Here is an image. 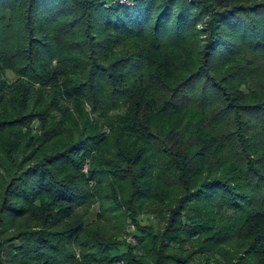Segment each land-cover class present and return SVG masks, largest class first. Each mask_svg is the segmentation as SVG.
I'll use <instances>...</instances> for the list:
<instances>
[{
	"label": "trees",
	"instance_id": "16d2710c",
	"mask_svg": "<svg viewBox=\"0 0 264 264\" xmlns=\"http://www.w3.org/2000/svg\"><path fill=\"white\" fill-rule=\"evenodd\" d=\"M130 1L0 0V264H264V90L213 75L264 4Z\"/></svg>",
	"mask_w": 264,
	"mask_h": 264
},
{
	"label": "rangeland",
	"instance_id": "374dc122",
	"mask_svg": "<svg viewBox=\"0 0 264 264\" xmlns=\"http://www.w3.org/2000/svg\"><path fill=\"white\" fill-rule=\"evenodd\" d=\"M237 1H239V3H241V4H243V3L255 4L258 6L264 4V0H237ZM14 25H15V23H14ZM194 30L196 31V33L193 35L194 37L193 38L190 37V39H187V40L189 42H191L193 45L195 44V42H197V43L200 42V44H201L200 46H202L203 44H206V43H204V41H208L210 33L206 27L205 21L203 20V21H200L199 23H197V26ZM262 43H264V42H262ZM204 46L205 45H203V47ZM81 48L82 47L79 46L75 49L79 50ZM232 48H233V46L230 49L232 50ZM87 52L88 51H86V48H82V53L86 54ZM229 55L231 56V62H230L231 69H229V67H227L228 63L226 64L225 60L214 57V64L216 65L217 68L215 69L216 71L213 70V75H215V78H217V81L220 80L218 82H220V84H222V85H227L231 82V80H229V79H226V81H223L224 76L227 78L232 77L235 82H236V78L240 79L242 77L243 78L248 77L246 79V81L242 82V90H243L242 92L245 95L246 103L251 102V104H253V105H255V104L260 105L262 103V99L259 96L262 93V91L264 90L262 88H259V86H264V48H262V45H260V43H257V47L256 46L252 47L250 44V46H247L246 48H243V46H242L239 49L233 50L230 53L229 52L223 53V56H229ZM91 56L94 57V55L93 54L90 55V61H91V63H93L95 65V62L93 61ZM196 60H197L196 62L191 64L192 68H196V66H198V64L201 61V59L199 57ZM206 64H204L201 68H206V70L209 72L212 69L209 67H205ZM95 66H97V65H95ZM230 70H232V71H230ZM247 71H250V73H246ZM253 71H255V72L257 71L259 73L258 74H252ZM173 73H174V75H178V72L176 71L175 67H173V69H172V74ZM7 77L10 80H13L15 78V76L11 72L7 73ZM244 102L245 101L242 100L241 104H243ZM245 114L247 115V118H248L247 121L253 122V125H256L255 120L253 118L254 116H252L253 114L252 115L250 113H245ZM257 114H258L257 116H259V118L262 117V114L259 110H257ZM259 118H257V119H259ZM261 139L262 138L255 139L256 144H257L256 149L260 146H264L261 144V141H262ZM252 145H255V143H252ZM258 155L264 156V153L260 152ZM84 170L86 171L87 168L85 167ZM90 187H93V184H91V181H90ZM261 190L263 192V193H261V195H262L261 196V198H262L261 203H263L262 205L264 206V181L261 182L260 191ZM98 211H99L98 205L93 206L88 219L94 220L96 218ZM141 220H142V222H144L142 224H145L146 222H148L146 217H142ZM158 227L161 228V230L164 228L163 224H158ZM158 227H156V228H158ZM128 230L130 231L131 229H128ZM132 230H131V232H132ZM131 236L132 237H129V239L127 240V243L134 244L136 241L134 240V237L132 234H131ZM228 246L232 252L231 254L234 255V258L236 260V259L240 258L242 255H244V253L248 250L249 244L241 243V242H237V241L233 240V241H230L228 243ZM189 252L191 253V252H193V250H190ZM189 252L184 253V255L182 254V256L186 257V255H188ZM196 259H197V257L195 256L189 262V258H188L187 259L188 264L194 262ZM121 261H123V260H121ZM112 264H120V262L115 261Z\"/></svg>",
	"mask_w": 264,
	"mask_h": 264
},
{
	"label": "built area",
	"instance_id": "2783aa9c",
	"mask_svg": "<svg viewBox=\"0 0 264 264\" xmlns=\"http://www.w3.org/2000/svg\"><path fill=\"white\" fill-rule=\"evenodd\" d=\"M119 2L121 4H129V5H132L131 1L130 0H119ZM120 264H125L124 261H120Z\"/></svg>",
	"mask_w": 264,
	"mask_h": 264
}]
</instances>
